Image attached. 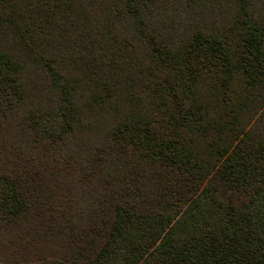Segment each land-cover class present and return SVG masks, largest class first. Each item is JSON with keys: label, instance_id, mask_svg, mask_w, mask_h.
I'll return each mask as SVG.
<instances>
[{"label": "trees", "instance_id": "trees-1", "mask_svg": "<svg viewBox=\"0 0 264 264\" xmlns=\"http://www.w3.org/2000/svg\"><path fill=\"white\" fill-rule=\"evenodd\" d=\"M0 264H264V0H0Z\"/></svg>", "mask_w": 264, "mask_h": 264}, {"label": "rangeland", "instance_id": "rangeland-1", "mask_svg": "<svg viewBox=\"0 0 264 264\" xmlns=\"http://www.w3.org/2000/svg\"><path fill=\"white\" fill-rule=\"evenodd\" d=\"M41 250H42V251H46L47 248H45V247H41Z\"/></svg>", "mask_w": 264, "mask_h": 264}]
</instances>
